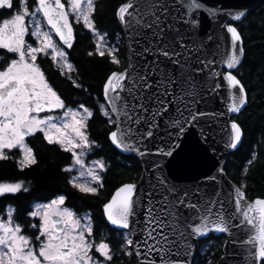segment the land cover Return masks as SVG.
<instances>
[{
    "label": "snow or ice",
    "instance_id": "obj_1",
    "mask_svg": "<svg viewBox=\"0 0 264 264\" xmlns=\"http://www.w3.org/2000/svg\"><path fill=\"white\" fill-rule=\"evenodd\" d=\"M96 5L97 0H0V10L9 13L0 19V162L14 159L21 171L36 165L28 139L39 135L46 145L70 154L61 171L77 175L68 184L99 195L111 166L103 157L93 160L86 183L79 168L85 167L86 155L103 148L90 133V122L100 117L106 141L121 155L140 158L141 182L121 183L103 204L112 237L99 242L92 214L65 206V195L33 203L24 212L11 203L0 205V264H124L125 259L127 264H191L172 257H191L200 238L232 229L248 234L242 242L248 246L247 264H264V198L247 199L246 179L257 154L250 153L239 184L227 181L213 136V125L224 118L225 152L243 143L242 123L232 116L239 117L249 100L235 73L245 55L236 22L247 19V7L207 0H123L114 10L119 31L109 33L98 28ZM223 18L231 22L220 24ZM213 21L230 38L223 57L205 26ZM76 26L93 38L88 57H107L117 66L107 71L92 105L66 102L41 67V58L49 59L75 89L88 92L70 74ZM222 87L225 108L216 111L210 105ZM193 129L196 138L189 145L186 137ZM178 149L191 166L203 155L211 167L191 184L177 183L165 173L164 161ZM29 191L23 181L0 183V197Z\"/></svg>",
    "mask_w": 264,
    "mask_h": 264
},
{
    "label": "trees",
    "instance_id": "obj_2",
    "mask_svg": "<svg viewBox=\"0 0 264 264\" xmlns=\"http://www.w3.org/2000/svg\"><path fill=\"white\" fill-rule=\"evenodd\" d=\"M31 3L32 0H29ZM123 0H97L96 21L100 31L107 30L109 33L119 31L118 23L114 16L115 8ZM9 13L0 10V19ZM264 0L255 9L250 11L247 19L237 23L244 41L245 55L242 63L235 70L248 90V104L239 117L234 116L242 123L244 138L239 149L229 154L225 170L227 175L237 184L240 182L242 169L252 151L257 154V161L250 169L246 182L248 184L247 195L250 199L256 197L264 198ZM122 35V33H121ZM109 40L114 42V37L109 35ZM122 54L123 45H121ZM93 49V38L85 34L80 26H76V42L70 50V60L74 64V72L70 74L83 82L88 92L75 89L71 82L60 76L57 68L47 64L46 71L50 83H53L57 91L66 102L72 100H85L88 105L95 102V97L105 78L108 70H117L116 65L108 62L107 57H88L87 52ZM91 86V87H89ZM89 93L91 95L89 96ZM106 128L100 117L90 122V133L92 138L97 139L103 148L100 151L90 153L92 159L103 157L111 166L109 171L104 173L105 186L100 190L99 195L80 193L68 184V179L73 173H64L63 167L71 162L68 153L42 142L39 135L29 138V144L34 148L38 163L34 166L19 170L13 160L0 162V183L23 181L25 186L30 188L27 193H18L15 196L8 195L0 197V205L13 204L24 212L30 210L33 203L45 202L57 195L67 197L65 204L75 212L82 214L90 212L93 216L96 240L102 237L111 239V226L103 220V204L107 202L115 189L125 182L138 180L142 172L140 161L130 155L121 153L106 141ZM13 157L19 153L14 152ZM44 200V201H42ZM225 236L210 237L199 242L194 264H215L222 255V247ZM114 264H121L115 261ZM124 264H127L125 259Z\"/></svg>",
    "mask_w": 264,
    "mask_h": 264
},
{
    "label": "water",
    "instance_id": "obj_3",
    "mask_svg": "<svg viewBox=\"0 0 264 264\" xmlns=\"http://www.w3.org/2000/svg\"><path fill=\"white\" fill-rule=\"evenodd\" d=\"M262 1L263 0H207V3L209 5L215 4L217 6L244 5L248 9V12H247V17H248L250 11H252L258 5H260ZM230 22L231 21L228 18H223L219 21L220 24H226ZM237 23H240V22H236V24ZM205 26L209 28L210 31H212V34L214 37V44L218 43L220 45L221 57L226 56L228 52L230 51L229 35L225 31H223L217 25L215 21L211 23L206 22ZM243 46H244V41H243ZM222 101H226V88L224 87L221 88L219 97L215 101H213V103L210 105V108L216 111H223L225 108V103ZM234 116L236 115L233 114L232 119ZM226 134H227V121L226 119L221 118L217 123L213 125V136L215 137V147L217 149V151L215 152V158L219 160L220 163H223L224 166L227 163L229 154L233 152L229 150L226 153L225 150L223 149L222 138L226 136ZM195 138H196V130L193 129L189 132L188 136L186 137V143L189 145L192 144L195 141ZM243 138H244V135H243ZM177 152L178 154L174 155L173 158H168V160L164 161V164H165V173L170 172L172 176L177 177L176 182L179 184L193 183L194 177H197L202 172H206L211 167L212 161L207 159L203 155H198L196 158L195 165L191 166L188 162V159L185 153L180 152L179 149L177 150ZM124 155H129V154H124ZM208 155L209 156L212 155L211 150L209 151ZM130 156H134V155H130ZM136 158L140 161V164L142 166V172H143L144 165L141 163V160L139 157H136ZM148 159H155V157H150ZM140 177L138 178V180L133 181V182H141ZM225 179L227 181H231L232 183H236L228 175L226 176ZM247 199L249 201H252L255 198L250 199L247 195ZM211 235L216 236V237L225 236V241L222 247V255L220 256V258L217 260L215 264H247L245 260V256L247 255L246 248L248 246L242 243L244 240L248 238V234L246 230L232 229L231 234L211 232L208 234L206 238L210 237ZM206 238H200L194 244L191 257L173 256L172 259H181V258L189 259L191 261V264H194L196 260L197 252L199 249V242Z\"/></svg>",
    "mask_w": 264,
    "mask_h": 264
},
{
    "label": "rangeland",
    "instance_id": "obj_4",
    "mask_svg": "<svg viewBox=\"0 0 264 264\" xmlns=\"http://www.w3.org/2000/svg\"><path fill=\"white\" fill-rule=\"evenodd\" d=\"M102 32V31H101ZM108 39V38H107ZM109 40V39H108ZM109 42H113V41H111V40H109ZM97 159V158H96ZM96 159H92L91 157H90V154H88V155H86L85 157H84V164H85V167L84 168H79V172H82L84 175L81 177V182H84V183H86L87 181H88V179H89V177H88V175H87V168H88V166H90L91 165V162L93 161V160H96ZM79 167V166H78ZM74 175H77V172H74L73 173V176ZM3 183H12V182H3ZM65 206H67V205H65ZM68 207V206H67ZM71 209V208H70ZM77 213V212H76ZM77 214H79V213H77ZM97 242H99V241H97Z\"/></svg>",
    "mask_w": 264,
    "mask_h": 264
},
{
    "label": "flooded vegetation",
    "instance_id": "obj_5",
    "mask_svg": "<svg viewBox=\"0 0 264 264\" xmlns=\"http://www.w3.org/2000/svg\"><path fill=\"white\" fill-rule=\"evenodd\" d=\"M69 60H70V57H69ZM41 67H42V69L45 71V74H47V71H46V67H47V64H50L51 63V61L49 60V59H45V58H41ZM70 62L73 64V62L70 60ZM73 66H74V64H73ZM47 76V75H46ZM29 143V142H28ZM21 181V180H20ZM17 182H19V181H17ZM53 198H55V197H53ZM52 198V199H53ZM50 200V199H49ZM40 203H43V202H41V200H38ZM42 201H44V200H42ZM45 201H48V200H45ZM74 211V210H73Z\"/></svg>",
    "mask_w": 264,
    "mask_h": 264
}]
</instances>
